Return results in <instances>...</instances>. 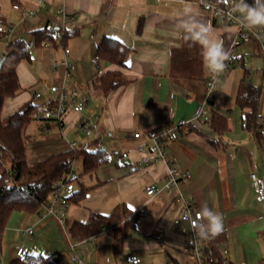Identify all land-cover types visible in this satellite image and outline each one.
<instances>
[{
  "label": "crops",
  "instance_id": "1",
  "mask_svg": "<svg viewBox=\"0 0 264 264\" xmlns=\"http://www.w3.org/2000/svg\"><path fill=\"white\" fill-rule=\"evenodd\" d=\"M203 1L46 0L41 6L40 0H0L2 30L16 25L14 40H36L35 30L47 26L72 32L65 41L70 49L68 79L65 65L54 66V57H64L60 43L32 47L31 58L17 65L21 90L4 100L2 118L29 101L40 105L43 101L35 97V91L45 92V81L62 84L68 80L90 93L89 104L83 113L70 111L63 124L40 120L46 132L57 130L54 136L48 134L52 139L46 145L52 151L49 154L68 149L69 142L76 140L80 147H102L107 155L105 162L89 172L79 158L81 170L74 168L76 188L88 190L84 197L72 198L64 224L54 215H44L45 207L39 212H13L0 244L3 264L27 253H44L70 264L71 243L89 264H127L129 253L139 255L140 264H198L189 252L193 243L190 226L174 222L187 199L198 209L207 203L222 215L224 229L218 236L232 263L264 264V201L256 200L251 179L253 171L264 176V33L260 39L247 38L234 46L236 27L204 9ZM16 3L21 8H15ZM186 5L211 26L231 56L232 64L212 102L207 99L206 83L211 73L203 66L201 49L189 46L176 28ZM24 9L35 14L26 16ZM106 35L132 49L125 65L102 57L99 64L93 63ZM5 49L0 40V51ZM109 70L122 71L127 81L103 93L95 83ZM249 87L258 88L255 127L246 123L252 106L243 105L245 99L239 97ZM212 109L225 115L215 122H224L221 132L211 123ZM88 116L99 117L100 136L87 137L81 130L80 118ZM30 123L26 134L31 138ZM166 124L181 126L169 143L168 158L188 172L173 189L164 186L167 161L145 164V136L133 135ZM66 131L81 139H70ZM150 185L160 190L148 194ZM122 205L139 212L138 218H125L80 239L70 232L74 222H87L97 213L110 214ZM28 227L32 233H24Z\"/></svg>",
  "mask_w": 264,
  "mask_h": 264
},
{
  "label": "trees",
  "instance_id": "2",
  "mask_svg": "<svg viewBox=\"0 0 264 264\" xmlns=\"http://www.w3.org/2000/svg\"><path fill=\"white\" fill-rule=\"evenodd\" d=\"M217 2V0H211ZM4 21L0 14V40L2 34V25ZM142 26V21L139 25ZM139 27V28H140ZM62 29V27L60 28ZM54 27H45L36 29V44L41 46L45 39L57 43L55 33L60 30ZM72 34L71 31L64 29V36L61 40L65 46V41ZM132 49L112 36H104L97 47V53L100 57L109 62L125 65L126 60L131 54ZM3 64L0 67V152L3 161L9 164L10 174L5 166L0 163V244L3 232L14 211L39 212L49 202L51 194L57 181L61 180L69 172L74 171V162L84 159V170L94 171L103 162L107 160V155L102 147L98 149H89L79 147L77 149L68 148L52 154L30 164L27 159V141L29 135L26 129L32 121L31 113L38 109L39 104L35 101L25 103L19 110L15 111L6 118H2L1 111L4 100L9 96H15L21 90L19 76L17 74V65L23 59L31 58V47L24 38L13 40L3 53ZM126 78L120 70H109L102 74L95 83L96 89L106 93L115 89L126 82ZM244 100V104L252 106V111L247 115V126L255 127L256 122V102L258 98V88L249 87L246 94L239 95ZM212 102V100H209ZM214 112L211 116V123L216 124L218 117L225 118L224 114ZM223 123V124H222ZM220 132L224 129V122L216 124ZM4 166V167H3ZM75 172V171H74ZM75 183L78 176L73 178ZM88 188L75 189L70 196L76 200L85 196ZM139 212L133 213L126 205H122L113 210L110 214L97 213L91 216L87 222H74L70 227V232L75 238H82L92 235L104 227H110L113 224L127 218L129 220L137 219ZM215 245L220 244V237L212 238ZM10 264H62L58 257L44 253H27L21 257L11 260ZM206 264H234L229 259L219 262H207Z\"/></svg>",
  "mask_w": 264,
  "mask_h": 264
},
{
  "label": "built area",
  "instance_id": "3",
  "mask_svg": "<svg viewBox=\"0 0 264 264\" xmlns=\"http://www.w3.org/2000/svg\"><path fill=\"white\" fill-rule=\"evenodd\" d=\"M248 3H252V0H247ZM46 0H40V5L45 6ZM204 9L210 11L216 18L221 21L227 23L228 25L235 26L237 29V37L234 41V46L239 45L243 40L251 37L259 38L264 33V29L256 28V29H247L241 26L238 16V13H234L229 15L232 6V0H229L227 4L217 3L211 0L203 1ZM15 8H21V6L16 3L14 4ZM62 11V10H61ZM24 14L26 16L34 15L35 11L24 9ZM16 25H8L4 30H2L1 40L3 41L5 47L10 45V43L14 40V33L16 31ZM64 29L57 30L55 33V37L57 42L63 47L64 57L61 60H58L54 57V66L56 67L58 64H63L66 67L65 78L68 79L70 76V61H69V52L70 49L65 47L61 42L64 36ZM53 44L51 40H43L41 42V46L50 47ZM36 40L32 39L28 41L29 47L36 46ZM4 51H0V59L3 56ZM228 54V60L226 63V69L223 73H221L218 77H213L212 74L206 80L207 83V99L212 100L215 96L221 78L225 71L231 66L232 60L231 56ZM100 56L96 55L93 57L92 61L95 64H99ZM44 86L46 87V92L50 96L46 98L39 106L38 109L34 110L31 113V119L36 120H55L60 124L64 123V120L70 111H75L77 113H83L89 104L90 93L77 85L71 84L68 80L63 82L62 84L49 83L47 81L44 82ZM43 91H35L36 98H43ZM99 117L95 118L91 117H81L80 118V128L84 132L87 137L92 136H100V126H99ZM181 126L176 124H166L164 126L148 129L145 132L143 131H135V138H142L145 136L142 145L146 149L147 153L143 158V162L145 164L155 163L159 160H166L168 164V172L164 186L168 189L177 188L180 182L188 175L187 171H183L178 168L175 163L168 158L169 156V143L175 137V135L179 132ZM69 147L73 149H77L80 147L78 141H70ZM128 153L124 152L123 157H127ZM0 163L5 166V169L10 174V169L6 165V163L2 159V154L0 152ZM76 173L74 171L69 172L64 178L57 181L55 188L51 194L50 202L45 206L44 215H54L61 224H64L66 221V213L67 209L71 203L70 196L76 189V183L73 180L76 177ZM252 183L255 189V197L257 201H264V176L258 172L253 171L251 173ZM160 190V187L156 185H150L147 187L146 191L148 194H154ZM200 211V209L196 208V206L190 201H185V208L182 212L174 218L175 223L186 222L190 226L193 234V243L189 248V252L193 256V258L197 261L198 264H206L207 262H219L226 261L228 258L226 256L227 249L220 245L217 247L215 243L211 239H201L199 238L193 228L191 227V220L196 218V214ZM189 217L188 220L185 217ZM33 228L28 227L24 230V233H32ZM157 238H161L162 235L158 233ZM69 248L71 249L70 254V264H89L85 261L81 253L77 250L76 244L71 243ZM127 264H140L142 263V258L135 254L129 253L126 256ZM0 264L3 262L0 260Z\"/></svg>",
  "mask_w": 264,
  "mask_h": 264
},
{
  "label": "clouds",
  "instance_id": "4",
  "mask_svg": "<svg viewBox=\"0 0 264 264\" xmlns=\"http://www.w3.org/2000/svg\"><path fill=\"white\" fill-rule=\"evenodd\" d=\"M183 3V0H181ZM229 0H217V3L227 4ZM238 13L242 27L247 29L264 28V0H232L229 15ZM177 30L189 46L198 45L201 49L202 62L205 70L218 77L226 69L228 54L222 43L215 37L211 26L199 18V13L191 5H186L179 13ZM186 220L189 217H185ZM191 227L201 239L215 238L222 233L224 222L222 215L209 208L207 203L201 204L196 218L191 220Z\"/></svg>",
  "mask_w": 264,
  "mask_h": 264
},
{
  "label": "rangeland",
  "instance_id": "5",
  "mask_svg": "<svg viewBox=\"0 0 264 264\" xmlns=\"http://www.w3.org/2000/svg\"><path fill=\"white\" fill-rule=\"evenodd\" d=\"M34 48H31V49L33 50ZM49 96L50 95L48 93H45L43 99L41 98V100L45 101L46 98H48ZM41 121H44V120H41ZM29 127L30 128L28 129V132L31 133L32 136L27 141V145H26L27 146V159L30 164H33L40 158L45 157L47 156V154L52 152V151H48V148L46 146L52 140L48 136V134H51L52 136H54L53 134H57V130L52 129L51 131L46 132L45 125L43 126L40 120H36V119L32 120ZM65 133L67 134L68 131H66ZM68 136L70 139H75V138L81 139L80 135H72L71 132L68 133ZM5 163L9 167L8 162L5 161ZM74 168L78 172L81 170V160L77 159L74 162Z\"/></svg>",
  "mask_w": 264,
  "mask_h": 264
},
{
  "label": "water",
  "instance_id": "6",
  "mask_svg": "<svg viewBox=\"0 0 264 264\" xmlns=\"http://www.w3.org/2000/svg\"><path fill=\"white\" fill-rule=\"evenodd\" d=\"M4 59H5L4 57L0 59V67H1V65L3 64Z\"/></svg>",
  "mask_w": 264,
  "mask_h": 264
}]
</instances>
